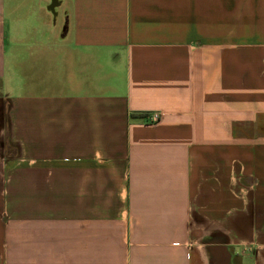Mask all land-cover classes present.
Wrapping results in <instances>:
<instances>
[{
    "label": "crops",
    "instance_id": "crops-1",
    "mask_svg": "<svg viewBox=\"0 0 264 264\" xmlns=\"http://www.w3.org/2000/svg\"><path fill=\"white\" fill-rule=\"evenodd\" d=\"M0 264H264V0H0Z\"/></svg>",
    "mask_w": 264,
    "mask_h": 264
},
{
    "label": "built area",
    "instance_id": "built-area-1",
    "mask_svg": "<svg viewBox=\"0 0 264 264\" xmlns=\"http://www.w3.org/2000/svg\"><path fill=\"white\" fill-rule=\"evenodd\" d=\"M147 119H148V121H151V122L157 120L158 119V113L157 112L148 113L147 114Z\"/></svg>",
    "mask_w": 264,
    "mask_h": 264
}]
</instances>
